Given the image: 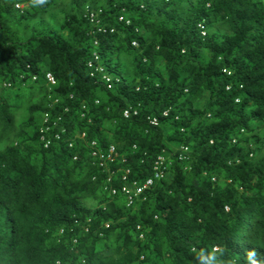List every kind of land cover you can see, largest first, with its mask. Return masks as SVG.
<instances>
[{
  "label": "trees",
  "instance_id": "trees-1",
  "mask_svg": "<svg viewBox=\"0 0 264 264\" xmlns=\"http://www.w3.org/2000/svg\"><path fill=\"white\" fill-rule=\"evenodd\" d=\"M33 4L0 0V264H264V0Z\"/></svg>",
  "mask_w": 264,
  "mask_h": 264
},
{
  "label": "clouds",
  "instance_id": "clouds-1",
  "mask_svg": "<svg viewBox=\"0 0 264 264\" xmlns=\"http://www.w3.org/2000/svg\"><path fill=\"white\" fill-rule=\"evenodd\" d=\"M46 3V0H34V4H33V6H37V5H43V4H45ZM20 7V6H19ZM17 8V7H16ZM17 9H19V8H17ZM87 10V9H86ZM91 18H93L95 15H94V13H91ZM128 24V23H127ZM96 60H98V58L96 59ZM91 66V65H90ZM102 73H105V72H103L101 69L100 70H98V75L102 78V80H103V82H105V84L106 85H108V86H111L112 85V82L109 80V79H107L106 78V76H104V74H102ZM107 74V73H106ZM54 81V80H53ZM111 82V84H108V83H110ZM49 84V83H48ZM55 84V83H54ZM54 84H52L51 86H53ZM124 116H125V114H124ZM126 118L128 117V116H125ZM94 143H92L91 145L94 147L95 145H93ZM110 148H114L115 149V156H114V158L115 157H117V154H116V148H115V146H110L109 147V149ZM94 155V154H93ZM167 167V166H166ZM163 177H164V175H163ZM162 177V178H163ZM161 178V179H162ZM160 179V180H161ZM133 184H135V183H133ZM133 184H132V186L131 187H129V188H127L126 186L124 187V188H126L127 190H129L130 192H133L134 193V187L135 186H133ZM145 184V183H144ZM143 185V184H142ZM150 187V186H149ZM148 187V188H149ZM147 188V189H148ZM147 189L145 190V191H147ZM123 190V189H122ZM122 190H121V193H122V195H124L125 196V198H126V206L127 207H131V205L134 203V201L138 198V197H134L133 196V202H132V204H129L128 203V199H127V196L122 192ZM144 191V192H145ZM144 192L142 193V194H144ZM141 194V195H142ZM140 195V196H141ZM256 257H257V252L255 251V250H247V259H248V261H249V264H262V262L261 261H258L257 259H256ZM196 260L198 261V264H221V262H220V260H219V258H218V256L216 255V253L215 252H206V251H204V250H201V251H199L198 253H197V255H196Z\"/></svg>",
  "mask_w": 264,
  "mask_h": 264
},
{
  "label": "built area",
  "instance_id": "built-area-1",
  "mask_svg": "<svg viewBox=\"0 0 264 264\" xmlns=\"http://www.w3.org/2000/svg\"><path fill=\"white\" fill-rule=\"evenodd\" d=\"M16 7L19 8V6H16ZM46 79H47V82L50 85L54 84L53 78L49 74L46 75ZM127 115L128 114L125 113V116H127ZM152 123L155 124V120H153ZM114 156H115V149L114 148H110L108 150V152H107V155H105V160L112 161L114 159ZM163 168H164V170L166 168V167H164V159L162 157H158L157 161L154 164V171H155L154 178L155 179H161L163 177V175H164ZM151 185H152V180L149 179L143 185L133 184V186H135L134 187V193L130 192L126 188H123L122 192L127 196L128 203L132 204L133 196L134 197H139Z\"/></svg>",
  "mask_w": 264,
  "mask_h": 264
},
{
  "label": "rangeland",
  "instance_id": "rangeland-1",
  "mask_svg": "<svg viewBox=\"0 0 264 264\" xmlns=\"http://www.w3.org/2000/svg\"><path fill=\"white\" fill-rule=\"evenodd\" d=\"M16 8V7H15ZM17 9V8H16ZM20 9H22V6H20L19 7V10ZM52 15V14H51ZM45 22L46 23H48L49 24V22H48V19H45ZM209 31L211 32V33H213V32H216L218 35H221V34H223V30L222 29H216L215 27H210V29H209ZM102 74H104V76H106V78L107 79H109L110 81H112V79L114 78V75H112V74H106V73H102ZM108 84H111V82L110 83H108ZM257 134H263L262 132H258ZM174 148H178V147H174ZM88 204L90 205V204H95V202H88Z\"/></svg>",
  "mask_w": 264,
  "mask_h": 264
}]
</instances>
